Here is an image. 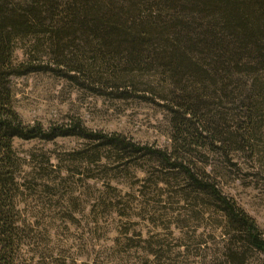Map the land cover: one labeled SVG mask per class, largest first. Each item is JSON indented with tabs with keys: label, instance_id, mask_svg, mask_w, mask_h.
<instances>
[{
	"label": "trees",
	"instance_id": "16d2710c",
	"mask_svg": "<svg viewBox=\"0 0 264 264\" xmlns=\"http://www.w3.org/2000/svg\"><path fill=\"white\" fill-rule=\"evenodd\" d=\"M25 39L35 47L31 56L44 50L57 68L110 90L128 91L136 76L164 78L159 96L174 129L172 149L141 147L78 121L49 128L23 122L12 106L10 79L35 71L12 61L14 46ZM67 136L96 142L122 160L142 155L178 172L175 180L192 212L205 203L220 214L224 234L240 253L264 257L254 220L221 192L213 170L192 162L200 150L234 167L232 153L258 157L264 138V0H0V264H34L18 250L20 164L13 141ZM235 254L228 264H243Z\"/></svg>",
	"mask_w": 264,
	"mask_h": 264
},
{
	"label": "rangeland",
	"instance_id": "374dc122",
	"mask_svg": "<svg viewBox=\"0 0 264 264\" xmlns=\"http://www.w3.org/2000/svg\"><path fill=\"white\" fill-rule=\"evenodd\" d=\"M33 49L25 39L12 55L14 65L35 70L10 79L12 106L23 122L49 128L78 121L89 131L121 135L141 147L172 149L174 129L167 102L159 96L164 78L136 76L128 91H114L57 68L44 50L31 56ZM262 142L254 160L232 153L235 167L201 150L192 162L199 170H213L221 192L254 220L264 239ZM97 145L77 136L13 141L20 164L16 238L25 259L34 264H228L238 252L243 264H264L263 256L237 250L224 234L220 214L205 203L192 212L175 180L178 172L142 155L122 160Z\"/></svg>",
	"mask_w": 264,
	"mask_h": 264
}]
</instances>
